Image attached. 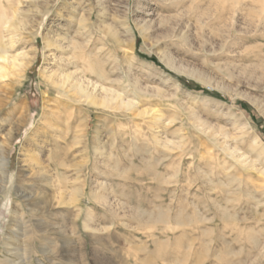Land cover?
Returning a JSON list of instances; mask_svg holds the SVG:
<instances>
[{
  "label": "rangeland",
  "instance_id": "1",
  "mask_svg": "<svg viewBox=\"0 0 264 264\" xmlns=\"http://www.w3.org/2000/svg\"><path fill=\"white\" fill-rule=\"evenodd\" d=\"M21 1L17 14L28 22L11 52L34 60L19 80L0 79L8 178L15 187L33 184L18 172L21 147L31 145L37 131L43 134L41 115L52 109L59 125H70L59 140L70 143L60 153L73 165L67 169L73 184L84 182L86 193L103 184L117 214L87 200L82 207L74 202L56 208L62 217L54 227L67 231L73 264H249L248 237L264 245V161L249 148L250 136L264 143V0ZM107 24L115 38L96 30ZM0 65L5 66L1 60ZM57 66L133 99L138 111L149 114L94 107L75 101L72 92L59 96L40 75ZM156 115L163 122L159 138L172 142L168 148L152 140L148 124ZM93 141L104 146L105 155L112 152L123 177L93 153ZM225 147L235 149L238 159ZM34 186L43 197L53 193L43 183ZM218 205L236 220L224 221ZM137 207L145 214L139 221L131 217ZM12 211L8 200L0 205V243ZM157 211L170 216L168 226L147 220ZM177 213L184 222L174 225L170 218ZM83 222L95 230L89 234ZM66 255L61 247L59 264H67ZM259 261L264 264V257Z\"/></svg>",
  "mask_w": 264,
  "mask_h": 264
},
{
  "label": "bare ground",
  "instance_id": "2",
  "mask_svg": "<svg viewBox=\"0 0 264 264\" xmlns=\"http://www.w3.org/2000/svg\"><path fill=\"white\" fill-rule=\"evenodd\" d=\"M231 1L233 0H230V2ZM21 3V0H0V60L5 64V66L0 65V79H6L11 76L14 80H19L22 78L23 72L27 69L32 60H34V58L32 60L28 59L27 54L23 51L19 54H12L11 52L13 47L21 42V36L18 33L24 29L23 27L26 26L28 22L22 16L18 17L20 14H17V11H19V5ZM83 15L82 17H84ZM91 15L92 14L89 13L86 18L82 19V22L85 24L89 22ZM79 22H81V20ZM96 30L100 31L104 37L112 36L115 38L117 35L116 31H114L108 24L103 27L97 26ZM101 42L102 47H107V43L105 41ZM54 44H56V46H60L58 41H55ZM121 50L124 53V58H128L129 51L126 49ZM62 61H64L63 58ZM73 65L76 69L75 71H79V67L76 63H73ZM49 72L50 73L46 72V70H41L40 75L50 86L56 89L58 95L61 97L68 98L67 95L72 92L73 95L76 96L75 101H82L94 107L101 105L110 109H125L126 111L134 113L137 112V117L148 115L150 112L146 109L138 111V109L135 108L136 104L133 99H126V97L123 98L101 85L97 87L96 83H92L89 80H86V78L83 79L82 76H78L77 73L64 69L63 66H57L56 69ZM98 90L100 93L98 92L99 94L96 95L95 92ZM155 92L156 91H154V93ZM158 92L162 93L161 91H157V94ZM161 97L163 99V96ZM19 108L20 106H17L13 109V111L15 112ZM57 114L58 113L52 109L45 110L41 115L43 122L46 124L44 129L45 131L42 135H39V132L37 131L32 137L31 145L27 148L26 146L21 147L23 159L19 162L18 172L23 175V178H28V180H26L27 182L31 181L33 184L26 183L21 186H14V179L11 177L8 178V145L6 144V140H0V205L6 200H8L10 204L13 203V217H11L12 225L9 227V231L3 236L0 243V264H59L61 247H63L67 253L65 258L67 264H73V248L70 244L69 236L65 234L67 231H63L62 227L59 226L58 228L54 227L53 223L56 219L59 220L62 217L60 214L58 215L57 211H55L59 206H67L68 204L75 202L82 207L84 200L95 201L97 203H102L104 207H107L106 209H108L112 216H117L116 212L110 208V204H107V188L103 186V184H99L98 191L95 193H86V184L84 182L78 186L73 184L76 179L70 178L67 170L72 168L73 165L70 161L65 159L66 153H60L63 150V147L70 146V143L62 144V141L59 140L69 133L70 125L68 122L64 125H59L57 123ZM68 117H70V115H68ZM149 123L150 124H147L152 131V140L162 144L165 148H168L169 144L172 142L169 141L166 136L160 139L159 134L157 133V129L161 128V123L163 124L160 115L152 117ZM213 139L215 140V136H213ZM250 139L251 144L249 145V148L252 152H255L258 158H262L264 161V143L257 137V135L250 136ZM74 144L75 142H73V145ZM92 149L96 156L103 157L105 161L107 160V162H109V164H113H108L111 168V172L117 173L116 175L118 177H123V172L118 169V162L115 161L116 159L112 156V152H108L109 154L105 155L107 150L104 151L105 148L99 141H93ZM132 150H136V147H132ZM223 150L229 156L238 159L237 156L235 157L234 155L235 149L232 150L230 147H225ZM42 153H44L45 157H41ZM239 155L238 157L240 159L242 155ZM112 157L115 160L112 159ZM149 166L150 165H148V167ZM203 176L206 179V173ZM34 182L43 183L45 186H49L53 191L52 195L49 196V198L45 196V199V197H43V195L41 196L40 193H35L34 190L36 186H34ZM69 185H71V189L67 191L68 187H70ZM211 185L212 187L215 186L214 183H211ZM227 185L228 183L222 184L224 187H228ZM227 202H229V200H227ZM217 208L219 210L218 212L220 217L224 221L236 220V218L228 213L221 205H218ZM87 211L88 214H90L88 209ZM63 212L66 214L68 213L65 209ZM164 212L159 211L157 214L155 212V216H148L147 220H150V222L153 223L162 222V224L166 223L167 225V220L170 216H167ZM182 213H177L173 216V218H170V220L173 219V223L176 222V224H180V220L182 219L181 216L184 214ZM144 216V212L140 211L138 207L132 208L131 217L133 219L139 221L142 220ZM183 220L184 219L181 221ZM70 221L73 222L72 219H70ZM186 223H188V220ZM71 224L74 227V224ZM176 224L174 223V225ZM82 228L89 234L95 230V228H91L90 224L86 222L82 223ZM94 241L96 243L99 242L96 238ZM248 241L250 244L248 251L249 264L261 263L259 260H262L264 257V245H259L260 241L256 236H249ZM191 246L192 245L190 244V247ZM225 263L226 262L224 260L220 261V264ZM228 263L229 262H227V264Z\"/></svg>",
  "mask_w": 264,
  "mask_h": 264
}]
</instances>
